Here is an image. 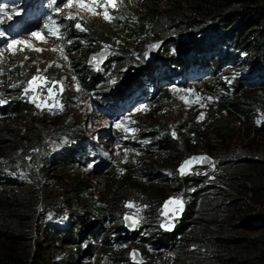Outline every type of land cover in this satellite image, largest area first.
Returning <instances> with one entry per match:
<instances>
[{
    "label": "rangeland",
    "instance_id": "1",
    "mask_svg": "<svg viewBox=\"0 0 264 264\" xmlns=\"http://www.w3.org/2000/svg\"><path fill=\"white\" fill-rule=\"evenodd\" d=\"M167 2L170 0L161 1V5L166 7ZM68 4L69 0H0V9H3L0 11V33H3L0 35V99L6 101L0 104V139L11 140L16 130L20 135L19 142L32 137L41 141L40 149L32 158L40 167L35 171L41 179L37 184H51L52 188H57L56 194L60 197L59 205L51 216L45 218V224L67 227L74 219L70 215L73 199L68 200L66 194L59 190L60 182L65 183L69 179L56 164L61 152L71 147L83 154L76 157L80 163L74 164L77 169L72 170L71 175L81 174L85 186H88V197L97 202V213L104 216L105 222H98L103 227L112 226L116 222L114 214L127 222L128 232L122 240L114 242L110 253L104 254V237L92 231L94 225L91 222L88 226L92 230L90 228L78 237L77 246L55 242L51 259L54 264H66L67 250L72 248L77 252L79 247L81 252H77L73 264H187L188 257H192L189 254L179 257L170 249L155 251L150 247L139 250L134 240V233L143 230L145 235L142 236L151 234L149 237L152 238L150 226L166 232L175 230L186 208V198L182 193L167 201L181 198L183 211L175 215L169 212L167 216L164 215L166 201L162 205H149L147 198L133 193L130 202L116 208L110 199H117L119 184H125L129 178L143 177L154 165L160 171L158 179L168 183L173 180L175 172L179 176H195L210 186L214 184L211 183L213 176H208V173L214 172V177L220 175L217 170L224 157L221 155L223 152L218 151L219 147L210 148L212 153L207 154L209 147L202 140L203 127L214 126L217 129L216 122L220 119H215V122L213 118L217 115L228 117L227 112H221V102L224 99L234 101L231 97L235 87L242 88L244 94L245 90L253 91L261 98L259 103H250V119L244 120L243 124L234 121L228 148L230 155L238 159L253 152L264 156V59L261 53L235 51L231 52L232 62L231 59L223 60L220 53L219 58L216 56L220 72L214 76L209 67H205V72L196 63L187 62L179 66L177 62L191 55L197 44L191 43L192 37L182 40L181 36L176 38L177 41L158 43L154 57L150 58L148 52L157 43L148 39L141 41L130 55L122 57L118 54L120 51L110 44L92 38L90 29L130 19L142 10V1L117 0L115 8L106 5V0H72L71 6H66ZM104 11L112 19H106ZM28 22L35 24L30 30L24 26ZM77 24L81 27L77 28ZM52 30L57 34L52 35ZM33 32L40 36H33ZM214 35L212 31L202 34L203 51L212 45ZM12 40L19 43L12 45ZM103 50H108L107 57L98 66L89 64L90 55ZM164 57L169 59L167 66L159 68L162 62L156 59ZM212 59L214 57L208 59L209 66H212ZM151 67H157V73L161 71L157 77H146ZM34 76L45 79L35 83V91L25 93L24 89ZM213 77L218 84L210 89L208 83L203 82ZM135 80L142 82V88L137 91L129 86ZM49 88L53 89L51 98ZM121 90L124 91L122 94L128 95L126 99L130 94L134 96L127 102L120 100L112 104L113 96ZM33 97L37 99L33 100ZM14 104L23 106V110L16 113ZM2 106H7V110ZM149 123L158 124L157 129H146ZM197 125H200L198 130ZM156 131L170 135L180 147L187 141L183 151L177 156L163 158L164 163L154 159L150 147L157 142V137L152 136ZM20 152L15 143L0 142V164L9 162L11 167L16 165L18 168ZM193 157L208 158L202 162L193 161L187 174L181 175V165ZM11 167L5 171L8 176L20 182L28 180L24 173L12 172ZM128 204L133 206L128 207ZM90 216L93 221L94 217ZM126 217L138 219L139 223L132 226V221ZM161 225H171V228ZM205 245L198 250L200 260L206 255ZM83 251L92 253L84 254Z\"/></svg>",
    "mask_w": 264,
    "mask_h": 264
},
{
    "label": "trees",
    "instance_id": "2",
    "mask_svg": "<svg viewBox=\"0 0 264 264\" xmlns=\"http://www.w3.org/2000/svg\"><path fill=\"white\" fill-rule=\"evenodd\" d=\"M140 1L144 4L136 15L133 14L124 22L91 28V37L110 44L120 51L118 54L122 57L130 55L146 39L166 44L170 40L177 41L179 36L182 40L184 37H192L191 43L197 44L191 55L177 63L179 66L187 62L196 63L201 69L209 67L214 76H218L220 72L217 59L222 52L223 60L231 59L232 62L234 59L231 52L235 51L261 53L264 59V0H170L166 7L161 5L164 0ZM211 31L215 33L214 40L203 51L202 34L206 35ZM211 57L214 59L212 66H209L208 59ZM156 60L162 62L159 68L167 66L169 61L165 57ZM157 72V67H151L146 77H157L161 71ZM253 74L259 76L257 73ZM90 78L94 80L93 76ZM203 83H208L210 89L218 84L214 77ZM129 86L131 90L133 87L137 91L142 88V82L135 80ZM242 90L235 87L231 97L234 101L224 99L221 102V112H227L226 116L229 118L217 115L213 118L217 121L220 119L218 122L215 120L217 129L214 126L203 127L205 131L202 140L209 147L207 154L211 155V149L219 147L218 151H222L221 155L224 157L217 170L220 175L214 177V172L208 173V176H213L211 183L214 184L210 186L195 176H179L175 172L173 180L168 183L158 179L160 171L155 165L143 177L133 180L129 178L125 184H119L117 199H110L116 208L130 202V195L133 193H139L147 198L149 205L153 203L156 206L180 193L186 198V208L175 230L166 232L157 226H150L148 229L153 230V239L149 237L151 234L142 236L145 235L144 230L134 233L139 250L150 247L155 251L170 249L179 257L189 254L192 257H188L187 264H264V156L253 152L238 159L231 157L228 150L234 121L243 124L244 120L250 119V103H259L261 98L253 91L245 90L244 94ZM123 92L121 90L113 96L112 104L126 100L128 95L122 94ZM2 107L7 110V106ZM22 107L14 104L13 111L19 113L23 110ZM157 125L149 123L145 128L154 130ZM196 129H200V125ZM152 136L157 137V142L150 147L151 155L162 163L165 157L177 156L187 143L184 142L180 147L179 142L170 135L157 131ZM19 137L15 130L11 140L0 139L1 143L11 141L15 143V148L21 149L18 168L16 165L11 167L9 162L0 164V264H54L51 255L55 242L63 241L64 245L77 246L78 237L85 234L86 230H92L88 226L91 222L94 225L92 231L101 233L104 237V254L110 253L114 242L122 240L127 234V222L114 214L116 222L112 226L109 224L103 227L98 222H105L104 216L101 212L97 213V202L88 197V186H85L81 174L71 175V171L77 169L73 167L74 164L80 163L76 161V157L83 154L70 147L63 150L56 159L63 175L69 179L65 183L60 182L62 186L59 190L66 194L68 200L73 199V211L70 215L74 219L67 227H54L53 224H45V218L51 216L60 203V197L56 194L58 190L52 188L51 184H45L46 182L37 184L41 179L35 171L40 167L32 160L41 147V141L32 137L19 142ZM8 167H11L12 172L24 173L28 180L20 182L17 178L8 176L5 173ZM89 215L94 217L93 221ZM203 244H206L204 247L207 251L200 260L198 250H201ZM74 252L72 248L67 250L66 264H73L72 261L81 250L77 247L78 253ZM82 253L91 254L92 251Z\"/></svg>",
    "mask_w": 264,
    "mask_h": 264
},
{
    "label": "snow or ice",
    "instance_id": "3",
    "mask_svg": "<svg viewBox=\"0 0 264 264\" xmlns=\"http://www.w3.org/2000/svg\"><path fill=\"white\" fill-rule=\"evenodd\" d=\"M71 3H72V0H69V4L66 5V6H71ZM106 5H110L111 7L115 8V7H117V0H106ZM81 6H85V5L82 4ZM89 10H90V11H93V9H92L91 7H89ZM0 11H3V9H0ZM56 11L59 12L60 9L57 8ZM103 15H104V17H105L106 19H112V17L108 14L107 11H104ZM68 18L71 19L72 17H68ZM46 27H47V25H46ZM76 27H77V28H80L81 26H80L79 24H77ZM51 34H52V35H56L57 33H56L55 30H52V33H51ZM0 35H3V33H0ZM32 35H33V36H37V37L40 36V34H39V33H36V32H33ZM17 43H19V41H16V40H12V41H11V44H12V45H15V44H17ZM10 46H11V45H10ZM44 79H45V78L40 77V76H34V77L32 78V80L28 82V87H26V88L24 89L25 93H28L30 90H31V91H35L36 89L33 87V86L35 85V83H36L38 80H44ZM53 83H57V82H53ZM113 83H115V81H113ZM12 86L14 87L15 85H12ZM48 92H49V97L51 98L52 95H53V89H52V88H49V89H48ZM35 99H37V97H33V100H35ZM209 99H210V98H209ZM3 103H6V101H5L4 99H0V104H3ZM37 107H40V104H37ZM145 107H146V106H145ZM139 110H140V109H138V111H139ZM201 118H203V114H201ZM117 126H119V124H118ZM206 159H207V157H193V158H191L190 160L185 161V162L181 165V167H180V169H179L180 174H181V175L187 174V170H188V168H189V165H190L193 161L202 162L203 160H206ZM183 204H184L183 200H182L181 198H179V197H177V198H172V199H170L169 201H166V202H165V205H164V209H165V211H164V215L167 216L169 212H172L173 215H175V214L178 213V212H182V211H183ZM170 205H171L172 207H169ZM127 206H128V207H132L133 205H132V204H128ZM126 219L132 221V226H136V225L139 223V220H138V219H133L132 217H126ZM161 226H162V227H165V226H166V227L169 228V230H170V228H171V225H161Z\"/></svg>",
    "mask_w": 264,
    "mask_h": 264
},
{
    "label": "water",
    "instance_id": "4",
    "mask_svg": "<svg viewBox=\"0 0 264 264\" xmlns=\"http://www.w3.org/2000/svg\"><path fill=\"white\" fill-rule=\"evenodd\" d=\"M157 47H158V43L150 48L148 52V55L150 56V58L154 57ZM108 53H109L108 50H103L97 54L90 55L89 64L93 66H98L101 63V61L107 57Z\"/></svg>",
    "mask_w": 264,
    "mask_h": 264
},
{
    "label": "bare ground",
    "instance_id": "5",
    "mask_svg": "<svg viewBox=\"0 0 264 264\" xmlns=\"http://www.w3.org/2000/svg\"><path fill=\"white\" fill-rule=\"evenodd\" d=\"M223 54V53H222ZM208 55V54H207ZM248 76V75H247ZM251 76V75H250ZM249 77V76H248ZM112 103V102H111ZM114 103V102H113ZM208 158V157H207Z\"/></svg>",
    "mask_w": 264,
    "mask_h": 264
}]
</instances>
